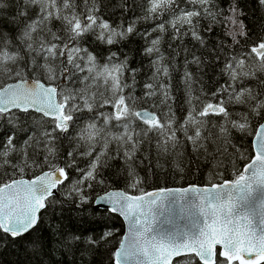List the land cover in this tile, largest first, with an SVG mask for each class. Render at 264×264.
Listing matches in <instances>:
<instances>
[{
    "label": "snow or ice",
    "instance_id": "snow-or-ice-1",
    "mask_svg": "<svg viewBox=\"0 0 264 264\" xmlns=\"http://www.w3.org/2000/svg\"><path fill=\"white\" fill-rule=\"evenodd\" d=\"M257 3L264 8V0ZM104 6L103 0H0V168L12 170L0 182V255H17L11 264H88V256L112 242L108 220L118 214L127 232L110 252L111 264H173L193 256L199 264H264V34L251 41L238 0L226 8L218 0H141L142 15L116 24L104 18ZM117 6L122 15L131 7ZM202 20L208 21L203 32L223 24L232 45L243 39L248 46L224 55L223 42L207 49L211 63L222 60L225 77L211 93L190 70L202 71L205 59L183 48L186 111L178 117L172 72L181 53L165 56L161 45L170 30L169 49L185 37L205 48ZM147 21L156 23L137 31ZM133 34L145 41L142 55L151 69L140 96V68L111 50ZM88 36L107 47L106 56L84 43ZM30 111L40 118L28 123L17 115ZM234 132L253 137L254 156L234 142ZM189 148L197 163H211L219 183L139 188L138 163L148 161L151 171L153 161L162 168L161 159L170 158L183 172L192 163L185 159ZM115 160L124 164L118 178L139 195L114 188L105 176ZM239 160L246 161L242 169ZM228 165L231 180L223 178ZM25 169L36 174L25 179ZM169 197L188 220L183 228L171 218L172 230L158 227ZM102 209L109 215L101 219Z\"/></svg>",
    "mask_w": 264,
    "mask_h": 264
},
{
    "label": "trees",
    "instance_id": "trees-1",
    "mask_svg": "<svg viewBox=\"0 0 264 264\" xmlns=\"http://www.w3.org/2000/svg\"><path fill=\"white\" fill-rule=\"evenodd\" d=\"M81 0H77V4L79 5ZM104 7H102V14L105 19H109L113 24L119 23L121 20H130L134 15L140 16L142 15L141 11L136 9V4L140 3L141 0H103ZM220 6L222 8H226L229 0H218ZM128 4L131 7L128 9L126 13H123V9L118 7L120 4ZM239 6L244 10L245 15L240 17L247 26L249 30V35L251 37V41H257L261 34H264V8H261L257 0H238ZM7 11H13L12 8H9ZM164 19H168V16L165 15ZM158 22V21H157ZM154 21L147 22H138L136 27L137 31L143 32L145 29H150L154 26ZM208 25V21H201V29L202 35L206 37L208 40V45L205 48H201L197 42L192 40L190 37H185L183 44L181 45L179 41L172 42V49H169L168 44V36L171 35V31L164 36L162 41L161 50L164 52L165 56L170 57L171 52L175 49L177 52L181 54L176 57V70L172 72V85H173V94L176 97L175 104L173 107L176 110V114L178 117L182 116L186 111V105L184 103L185 100V90L184 85L181 81V76L183 73V61L184 54L183 48L187 47L189 49H195L197 55H202L205 59V64L203 66L202 71H198L195 65L190 66V70L197 75L200 76V79L203 82L204 91L211 93L214 91L220 83L224 82L225 77L219 75V69L222 67V60L216 61L215 63H211L213 60V56L209 54L208 48H211L220 42L224 44V50L221 55L227 54L229 52L237 51L240 49L241 45L247 47L245 41L241 39V45H232L231 37L224 35V26L223 24L214 26L212 28L211 33L203 32V28H206ZM54 30L60 29V24L54 23ZM4 29L10 30L11 26L4 24ZM62 31V30H61ZM157 35L153 33V36ZM251 41L249 43H251ZM84 43L89 45L91 49H94L97 53H100L104 56L107 55V47L104 45H100L97 42H94L91 36L85 38ZM232 47H229V46ZM145 46V41L142 40L139 36L133 34L128 38L126 42H122L118 46L114 45L111 47L112 51H119L122 54H127L130 57V65L132 67L140 68V72L137 75V83H136V95L140 96L142 94V86L148 77L151 74V69L149 67V58L142 55L143 47ZM188 59H191V55H188ZM11 82V81H9ZM248 83H253L252 81H248ZM146 106V105H142ZM104 111H111V108L103 109ZM237 110H242L237 106ZM25 122L30 123L33 118H40V115L35 113H17ZM236 143L242 145L248 152L254 156V151L252 150L253 137L251 135H244L234 132ZM24 134L20 135V140H23ZM65 148L64 142H61V156H64ZM140 156V154H137ZM15 162V154L11 157ZM143 159V157H140ZM185 159H192L191 164H184V171L180 172L176 170L173 166L171 159H161L160 163L163 165L162 168L155 166V161L151 166L152 170L149 171L148 161H144L143 164H137L136 170L139 175L143 178V183L139 185V188L144 192H150L154 190H159L162 188H186L189 186H211V183L220 182V177L216 176L213 172L211 163L200 162L197 163L195 159L191 156V150L188 149ZM86 163L85 160L81 159L79 164L83 166ZM237 167L242 169L245 166L246 161L239 160L236 162ZM110 164L115 165V167H110L105 170V176L113 182V187L116 189H124L127 190L132 195H139L140 192L136 189H128L125 186L124 181L121 178H118V171L123 170L124 164L121 160L110 161ZM224 179H234L233 172L234 169L231 165L227 166V169L224 170ZM36 174L35 171H30L25 169V179H31ZM12 175V170L10 168L4 167L0 168V182L7 181L9 177ZM16 178H20L19 174H16ZM102 194V193H101ZM67 215V213H66ZM105 215H109L106 211H101L100 218L102 219ZM108 227L114 231V235L111 238V243L107 245V248L100 247L97 249L95 256H88L87 261L88 264H111L110 260V252L117 247V241L122 238L124 235V223L123 221L116 215L110 214V219L108 220ZM18 256L14 254H6L0 255V264H11L13 261L18 260ZM56 258L60 259V254L56 253ZM189 259H191L192 264H199L197 258L195 257H186L179 260L183 261V264H188ZM176 264V262H175Z\"/></svg>",
    "mask_w": 264,
    "mask_h": 264
},
{
    "label": "water",
    "instance_id": "water-1",
    "mask_svg": "<svg viewBox=\"0 0 264 264\" xmlns=\"http://www.w3.org/2000/svg\"><path fill=\"white\" fill-rule=\"evenodd\" d=\"M33 113H35V112H33ZM36 114H38V113H36ZM38 115H40V114H38ZM189 187H191V186H189ZM189 187H186V188H189ZM198 187H210V186H198ZM186 188H168V189H186ZM155 191H157V190H155ZM151 192H154V191H151ZM178 195L179 194H177V196ZM188 195H189V197H192L194 194L189 193ZM254 196L257 198V203H258L259 193L254 194ZM175 199H176L175 197H169V199L167 201H165V206H164V209L162 210L163 215H161L159 217V224H158V227H160L163 230H172L173 229V224H169L166 222L167 219H169V218H171L176 224H179V226L181 228H183L186 224H188L187 218L181 219L180 214H178L179 205H174L172 203V201H174ZM101 211H105V210L102 209ZM114 215L118 216L123 221L124 226H125V229H124V235H125L127 232V222L124 221L123 217L119 216L118 214H114ZM217 250H220L219 247ZM181 258H185V257H179L176 259H181ZM246 258H253V257H246ZM176 259L173 260V264L176 261Z\"/></svg>",
    "mask_w": 264,
    "mask_h": 264
}]
</instances>
